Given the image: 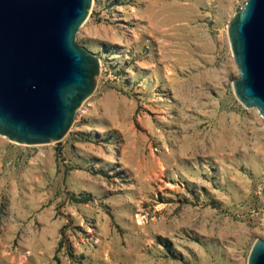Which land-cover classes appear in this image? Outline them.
Returning a JSON list of instances; mask_svg holds the SVG:
<instances>
[{"label": "rangeland", "instance_id": "1", "mask_svg": "<svg viewBox=\"0 0 264 264\" xmlns=\"http://www.w3.org/2000/svg\"><path fill=\"white\" fill-rule=\"evenodd\" d=\"M246 0H92L93 92L58 142L0 135V264H247L264 118L227 24Z\"/></svg>", "mask_w": 264, "mask_h": 264}, {"label": "water", "instance_id": "2", "mask_svg": "<svg viewBox=\"0 0 264 264\" xmlns=\"http://www.w3.org/2000/svg\"><path fill=\"white\" fill-rule=\"evenodd\" d=\"M92 0H0V135L35 145L60 141L100 73L76 43ZM237 99L264 118V0H246L227 24ZM264 203V184L260 192ZM247 264H264L257 238Z\"/></svg>", "mask_w": 264, "mask_h": 264}]
</instances>
